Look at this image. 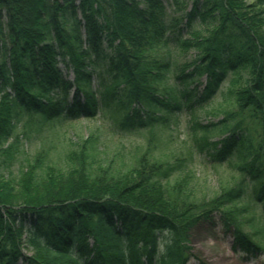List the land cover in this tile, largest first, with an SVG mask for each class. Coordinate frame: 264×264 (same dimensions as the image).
Instances as JSON below:
<instances>
[{
  "label": "trees",
  "instance_id": "obj_1",
  "mask_svg": "<svg viewBox=\"0 0 264 264\" xmlns=\"http://www.w3.org/2000/svg\"><path fill=\"white\" fill-rule=\"evenodd\" d=\"M144 1L0 0V157L11 158L18 124L33 125L36 116L102 117L111 135L169 126L243 70L248 77H239L233 102L257 120L255 137L229 113L217 124L197 122L200 135L216 130L219 140H194L211 160H225L215 165L241 154L240 185L197 201L186 180L171 184L188 172L178 159L145 151L128 161L120 150L107 152L98 133L70 139L58 157L44 148L21 172L0 166V264H187L191 229L215 212L235 250H264L229 207L251 196L264 214V0H192L190 7L173 0L182 15L171 21L162 0ZM194 25L212 31L201 37ZM159 48L165 53L149 55ZM192 49L194 57L176 59ZM24 234L32 256L23 252Z\"/></svg>",
  "mask_w": 264,
  "mask_h": 264
},
{
  "label": "rangeland",
  "instance_id": "obj_2",
  "mask_svg": "<svg viewBox=\"0 0 264 264\" xmlns=\"http://www.w3.org/2000/svg\"><path fill=\"white\" fill-rule=\"evenodd\" d=\"M138 1L141 6L145 5L144 0ZM180 2L188 7L192 5V0H180ZM254 2L255 0H251L247 3L252 4ZM162 3L166 9L168 20L171 21L172 18L181 17L182 13L176 11L173 0H162ZM182 27H185V20ZM193 30L196 33L201 32V37H206L210 35L212 28L207 30L203 26L194 25ZM189 33L190 30L184 33V38L187 40H191ZM148 53L149 55L153 53L154 55L155 53L164 54L165 51L159 48L154 51L149 50ZM184 53L178 52L176 59L182 61L184 57L189 56L192 58L196 55V51L193 49ZM59 68L68 80H73L71 71L66 70L63 64H60ZM239 77L245 80L248 74L243 70L229 73L217 93L201 107L196 108L192 114L185 111L181 112L171 119L169 126L162 127L155 124L143 128L138 133L111 135L109 133L111 124L108 120L107 122L101 120L102 117L94 120L87 118L73 119L68 123H64L61 120L45 122L36 116L33 119V125L29 126L25 119L17 126L16 135L19 136V141L15 144L12 143L13 139L5 145V148H7L9 145L15 144L12 148L11 158L10 156L0 157V162H5L0 165L1 170L5 173L8 171L21 172L28 161L36 156L40 150L45 148L51 151L54 157H58L66 149L70 139L77 141L78 138H86L91 134L98 133L102 138V142L106 145L107 152L115 153L120 150L127 155L125 158L129 156L128 161L145 151L152 152L155 158L165 162H171L174 159L180 160L182 167L187 168L188 172L176 175L171 184L174 185L186 180L188 189L194 193L197 201L215 196H225L228 190L240 185L242 175L239 174L237 167L240 164L242 155L234 153L231 160H228L223 166L215 165L216 162L221 163L225 160H211L205 152H199L196 149L197 147L195 148L194 140L196 137L206 139V141H198L200 145L208 141L219 140L220 136L216 130L211 133L210 137L200 135L201 132H197L196 129L198 128L197 122L204 125L217 124L224 122L229 113L235 117L232 124L235 125L242 121L244 126L247 125L251 137H255L256 131L259 129L257 120L250 118L248 114L244 116L239 114V111L234 107L233 91L239 85L237 83ZM169 84L172 85L173 83ZM186 174L187 176H185ZM246 191L248 192L247 196L248 194L251 195L250 187H247ZM229 207L240 214L246 231L254 233V239L264 247V214L261 206H256L251 196H245L238 203L230 204ZM221 214V212H215L211 220L201 221L191 229V252L187 264H264V250L256 256H251L234 249L233 233L225 231L220 218ZM163 236L162 239L165 240L167 234H163ZM28 240L24 234L23 252L26 256H32L36 249L28 243ZM162 243L164 244V242Z\"/></svg>",
  "mask_w": 264,
  "mask_h": 264
}]
</instances>
